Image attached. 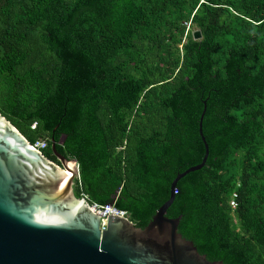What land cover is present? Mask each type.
<instances>
[{"label":"trees","instance_id":"obj_1","mask_svg":"<svg viewBox=\"0 0 264 264\" xmlns=\"http://www.w3.org/2000/svg\"><path fill=\"white\" fill-rule=\"evenodd\" d=\"M204 107L166 216L209 260L264 264V0H0V113L76 160L90 205L144 227L201 162Z\"/></svg>","mask_w":264,"mask_h":264},{"label":"water","instance_id":"obj_2","mask_svg":"<svg viewBox=\"0 0 264 264\" xmlns=\"http://www.w3.org/2000/svg\"><path fill=\"white\" fill-rule=\"evenodd\" d=\"M192 37L199 39L201 32L194 30ZM204 111L201 162L175 176L168 199L144 227L111 214L104 228L86 198L74 195L76 160L58 153L53 139L58 162L49 159L0 113V264H225L207 259L182 236L181 214L166 216L177 181L206 162Z\"/></svg>","mask_w":264,"mask_h":264},{"label":"built area","instance_id":"obj_3","mask_svg":"<svg viewBox=\"0 0 264 264\" xmlns=\"http://www.w3.org/2000/svg\"><path fill=\"white\" fill-rule=\"evenodd\" d=\"M186 26L188 29L189 25L187 24ZM32 146L36 149L41 150V148H43L45 146V141L36 142V143L32 144ZM235 206H236L235 202L231 201V207L234 208ZM91 207L96 213H98L100 215V227L101 228H104V225H105V222H106L108 215H111V214L125 215V212L123 210H119L111 204H108V205L103 206V207L97 206L96 204H92Z\"/></svg>","mask_w":264,"mask_h":264},{"label":"flooded vegetation","instance_id":"obj_4","mask_svg":"<svg viewBox=\"0 0 264 264\" xmlns=\"http://www.w3.org/2000/svg\"><path fill=\"white\" fill-rule=\"evenodd\" d=\"M57 159V158H56ZM55 162H58V161H55Z\"/></svg>","mask_w":264,"mask_h":264}]
</instances>
